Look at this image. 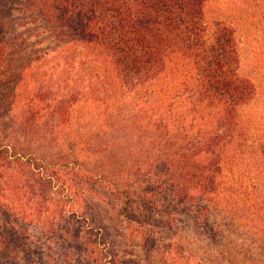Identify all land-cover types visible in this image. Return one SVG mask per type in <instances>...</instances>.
Masks as SVG:
<instances>
[{
	"label": "trees",
	"instance_id": "16d2710c",
	"mask_svg": "<svg viewBox=\"0 0 264 264\" xmlns=\"http://www.w3.org/2000/svg\"><path fill=\"white\" fill-rule=\"evenodd\" d=\"M207 1L0 0V264H133L112 216L155 227L142 219L159 210L153 187H169L202 229L238 109L255 94L234 29L215 22L209 38ZM76 48L106 72L97 113L45 70L51 53L75 64ZM173 52L191 66L184 110L163 99L170 86L152 88Z\"/></svg>",
	"mask_w": 264,
	"mask_h": 264
},
{
	"label": "rangeland",
	"instance_id": "374dc122",
	"mask_svg": "<svg viewBox=\"0 0 264 264\" xmlns=\"http://www.w3.org/2000/svg\"><path fill=\"white\" fill-rule=\"evenodd\" d=\"M205 15L209 38L215 22L234 29L239 72L252 82L255 94L249 104L238 109L237 131L232 142L226 145V165L219 183V197L215 196L214 203L208 202V209L198 214L204 224L202 229L195 226L191 218L193 213L188 215L185 205L173 208L175 201L167 190L169 187L151 188L156 191L153 195L159 210L153 213L148 208L142 219L143 224H149V218L154 216L155 227L151 222L152 225L142 232L133 226L127 227L125 218L120 221L112 216L111 225L117 224V235L125 240V261L133 264H173V259L176 264H264V155L261 153L264 149V0H208ZM18 47L20 49H13L27 52V46L18 44ZM83 51L82 48L75 49L78 59L69 67H57L64 62L60 55L51 53L47 56L45 70L68 81V87H74L78 92L82 90L83 100L79 101V106L82 105L83 110L80 112L97 113L95 104H91L92 91L104 86L106 72L99 66H86L85 57L84 61L81 57ZM28 55L17 59H26ZM182 60L178 52L171 53L167 76L152 88L158 90L170 86L169 94L163 99L170 105L175 103L174 108L184 110L191 88V66ZM50 67L57 68L51 71ZM149 91L145 90L136 98L143 99ZM97 98L102 96L97 95ZM81 123L85 125L83 121ZM109 232L114 234L111 229ZM173 242H176L174 247Z\"/></svg>",
	"mask_w": 264,
	"mask_h": 264
}]
</instances>
